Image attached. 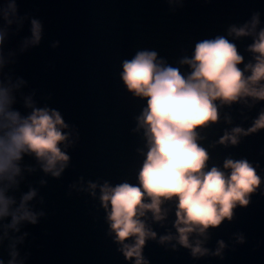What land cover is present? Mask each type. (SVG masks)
Here are the masks:
<instances>
[{
    "label": "water",
    "instance_id": "water-1",
    "mask_svg": "<svg viewBox=\"0 0 264 264\" xmlns=\"http://www.w3.org/2000/svg\"><path fill=\"white\" fill-rule=\"evenodd\" d=\"M4 2L0 0V6ZM15 2L19 15L28 18L22 27H9L0 46L5 60L0 83L24 79L26 84L13 90V108L27 116L31 109L24 106V98L32 96L37 107L60 112L73 141L66 149L70 161L59 178L46 175L34 156L25 155L20 162L19 187L8 194L19 203L22 193L30 187L37 189L30 204L45 215L36 225L22 224L19 233L9 230L10 237L28 233L17 245L19 258L24 264H135V257L126 259L119 250L122 244L114 239L100 199L105 183L110 187L124 182L138 185V172L148 151L144 129H138L137 121L147 100L127 90L121 80L122 63L139 51H155L159 60L187 75L191 69L180 61L192 57L196 43L225 36L243 57L244 63L238 65L243 70L246 64L255 63V54L248 50L254 37L228 36V29L244 26L259 13L258 33L264 28V0ZM33 18L41 21V42L22 52L23 41L31 36ZM55 41L59 46L52 48ZM216 103L218 122L197 129L202 137L198 143L209 154L208 168L229 172L223 168L226 159H247L261 177L260 186L250 194L246 207L237 204L231 221L225 219L219 227L208 228L207 239L198 233L189 236L193 246L203 241L208 249L203 256L194 257L175 238L160 242L163 236L179 235L174 227L175 200L162 204L167 212L163 221H155L147 212L141 219L156 233L142 248L148 264H264V129L241 135L238 145L218 143L233 128L252 127L264 112V100L246 97L230 105ZM41 180L46 183L42 185ZM90 183L97 187L91 189ZM3 231L0 227V260L7 264L10 240L3 238ZM239 235L244 243L238 242ZM219 241L225 246L215 255ZM124 243H134V239Z\"/></svg>",
    "mask_w": 264,
    "mask_h": 264
},
{
    "label": "clouds",
    "instance_id": "clouds-1",
    "mask_svg": "<svg viewBox=\"0 0 264 264\" xmlns=\"http://www.w3.org/2000/svg\"><path fill=\"white\" fill-rule=\"evenodd\" d=\"M27 15L20 16L15 0H5L0 6V46L13 24L22 27ZM260 23L259 13L242 27L231 26L228 36L237 38L253 36L254 42L248 50L254 53L255 63H244L236 45L225 36L206 39L196 43L191 58L185 57L181 65L191 71L181 74L176 67L168 66L157 58L155 51H139L130 60L122 63L121 80L134 96L147 100V107L137 117L138 129L143 128L147 138L148 151L138 172V185L127 182L110 187L107 183L101 188V202L107 212L110 230L114 239L122 244L119 249L126 259L135 257V264H148L142 256L146 239L156 238V233L146 227L144 220L151 212L155 221H163L167 212L162 208L165 201L176 203V237L163 236L160 242L176 239L179 244L190 248L192 255L203 256L208 249L203 241L195 246L189 241L192 233L207 239L206 230L216 228L227 219L233 218V209L239 204L246 207L250 194L256 192L261 177L247 159H226L223 171L216 166L208 168L209 154L198 143L202 137L197 129L207 127L219 120L220 105L239 102L246 97L264 100V28L256 32ZM31 36L23 41L21 51L37 46L42 38V24L38 19H30ZM59 41L52 43L57 48ZM5 65L0 54V69ZM250 72V75H245ZM26 81L17 78L13 83H0V227L3 238L9 239L10 259L7 264H24L20 259L17 245L28 235L9 236L20 232L24 223L36 225L45 213L36 211L30 202L37 196V189L30 187L22 193L19 203L9 191L19 187L22 178L20 162L25 155L34 156L41 170L53 178H59L68 166L70 156L66 149L73 143L71 131L59 111L37 107L32 96L24 98V106L30 114L22 116L13 108V90H19ZM246 102V100H245ZM230 122V121H229ZM264 129V112L245 130L236 127L218 141L220 144L238 145L240 136ZM27 171H35L28 168ZM43 185L46 181L41 180ZM89 187L95 189L96 184ZM149 201V202H146ZM43 198H41V203ZM134 239V243H124ZM244 243L243 235L237 237ZM214 253L220 255L224 242ZM0 264H4L0 260Z\"/></svg>",
    "mask_w": 264,
    "mask_h": 264
}]
</instances>
